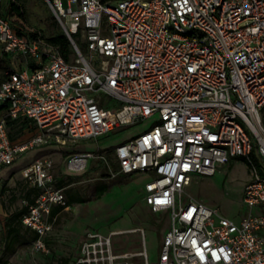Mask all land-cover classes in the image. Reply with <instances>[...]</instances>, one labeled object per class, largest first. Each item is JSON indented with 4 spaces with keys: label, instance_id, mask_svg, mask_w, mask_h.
<instances>
[{
    "label": "built area",
    "instance_id": "2783aa9c",
    "mask_svg": "<svg viewBox=\"0 0 264 264\" xmlns=\"http://www.w3.org/2000/svg\"><path fill=\"white\" fill-rule=\"evenodd\" d=\"M11 1L0 0V48L16 65L0 72V190L3 168L26 150L154 116L113 146L107 174L151 173L144 200L170 217L156 264H264V0H46L71 42L69 59L17 23ZM17 117L36 125L23 141L7 132ZM89 156L71 154L65 165L83 170ZM235 156L248 163L243 201L256 213L236 222L183 199L192 174H213ZM53 165L43 157L23 168L38 191L23 200L21 221L44 253L50 209L68 205ZM113 233L87 230L70 264H135V253L115 251Z\"/></svg>",
    "mask_w": 264,
    "mask_h": 264
},
{
    "label": "rangeland",
    "instance_id": "374dc122",
    "mask_svg": "<svg viewBox=\"0 0 264 264\" xmlns=\"http://www.w3.org/2000/svg\"><path fill=\"white\" fill-rule=\"evenodd\" d=\"M6 1V0H4ZM67 6V0H61ZM25 17L22 26L42 29L44 34L59 30L60 25L46 0H23ZM105 26V25H104ZM63 29V28H62ZM84 50V46L80 44ZM0 48V54H1ZM16 67L14 61L10 63ZM264 123V113L262 112ZM153 117L138 120L118 127L93 139H81L77 142L60 144H41L26 150L8 166L0 192L1 212L6 213L24 205L26 198L23 191L30 186L23 175V168L36 158L47 157L53 161V174L61 177L64 183L60 186L66 194L67 190L87 195L88 199L69 204L62 208L52 220L50 230L45 234L49 253L36 250L32 242L17 246L7 256L5 264H55L70 258L77 251L75 247L82 232L86 229L98 232L113 233L114 246L119 251H134V246L141 244V230L129 231V227H142L146 238V246L150 260H155L160 246L162 233L170 222L169 212H153L143 201L142 185L145 177L142 173H131L113 183L101 196L93 195L94 182L107 174V159L112 162L113 146L130 135L148 128ZM17 127L13 128L16 131ZM28 130L23 128L19 136H26ZM90 152L86 167L80 171H70L65 163L71 154ZM251 174L245 157L235 156L218 165L213 174H192L191 182L185 187L183 199L188 196L203 201L206 205L239 221L242 215L258 211L257 207L249 208L243 201L244 186ZM137 264H143L141 256L134 257ZM153 264V263H151Z\"/></svg>",
    "mask_w": 264,
    "mask_h": 264
},
{
    "label": "trees",
    "instance_id": "16d2710c",
    "mask_svg": "<svg viewBox=\"0 0 264 264\" xmlns=\"http://www.w3.org/2000/svg\"><path fill=\"white\" fill-rule=\"evenodd\" d=\"M10 13H15L18 18L25 17V7L23 0H13L10 3ZM41 35L50 43L56 45L65 59H69L71 52V42L64 30L59 26V30L52 31L49 34H44L42 29H39ZM79 32L72 33L75 37ZM6 108V103H0V110ZM17 127L16 131L13 128ZM23 128L28 130L26 136H19V133ZM36 131V125L33 120L27 117H17L7 119V132L10 140L12 141H23L29 138L32 133ZM126 175L119 174L114 177H109L108 174H104L102 178L94 182L93 195L99 197L107 190L113 183L123 179ZM64 183V179L61 177H55V186L60 187ZM38 188L34 186H28L23 191V196L31 202L34 195L37 193ZM66 202L71 204L74 202L85 201L88 199L87 195L81 194L80 192L72 191L71 189L66 192ZM63 208L62 205H56L51 207L50 216H54L58 211ZM27 205H21L18 208L6 213L3 217L0 215V264L7 262V256L14 252L17 246L24 245L32 242L37 237V232L25 226L21 217L27 212ZM73 258H71L72 261ZM70 261V263H71ZM67 259L61 260L59 264H66Z\"/></svg>",
    "mask_w": 264,
    "mask_h": 264
},
{
    "label": "crops",
    "instance_id": "0c3cea01",
    "mask_svg": "<svg viewBox=\"0 0 264 264\" xmlns=\"http://www.w3.org/2000/svg\"><path fill=\"white\" fill-rule=\"evenodd\" d=\"M1 52H2V51H1ZM10 58H11L10 55H5L3 52L0 54V72H1L5 67L10 66V63H11ZM4 109H5V108H4ZM4 109L0 110V113H2V112L4 111ZM7 172H8V169H6V168L4 167L3 170H2V184H1V189H2V187H3L4 177L6 176ZM138 173H142V174H143V176L145 177V181L148 180V179L151 177V173H150V172H136V174H138ZM145 181H144V182H145ZM142 189H143V193H142V195H143V196H142V197H143V201H144V203L150 208V206H149V205L145 202V200H144V193H145L144 183H143V185H142ZM0 192H1V190H0ZM96 198H98V197H96ZM68 205H69V204H68ZM68 205H67V206H68ZM53 206H56V205H52V207H53ZM65 207H66V206H65ZM63 208H64V207H63ZM150 210H151V208H150ZM1 211H2V210H1V203H0V212H1ZM59 212H60V211H58V212H57L54 216H52V217H51L50 214H49V219H50V220H53ZM153 212H155V211H153ZM4 214H6V212H5ZM168 227H169V225H168ZM168 227L165 229V231L168 229ZM127 229H128L129 231L141 230V232H142V233H141V242H140L141 244L138 243L137 245H135V246H134V251H126V250H125V251H119V250H117V249L115 248V246H114V242H113V240H112L113 247H114L115 251H117V252H133V253H135V255L133 256L132 259L134 260L135 264H137V260H136V258H134V257L141 256V255L139 254V252L142 251V250H145V252H146V254H147V261H148V264H151V263L156 264V261H157V259H158V255H159L160 246H159V249H158L157 256H156L155 260L151 261V260H150V256H149V251H148L147 246H146V238H145V234H144V230H143V228H142V227H136V228H134V227H129V228H127ZM87 230H88V229H86V230H84V231L82 232V234H81V236H80V239H79V241H78V243L76 244L75 247H78L81 238L83 237V235L85 234V232H86ZM165 231H164V232H165ZM164 232H163L162 235H161L160 244H161V240H162V236H163ZM104 233H107V232H104ZM113 234H114V233H113ZM44 240H45V242L47 243L45 237H44ZM76 253H77V251L74 253V255H73L71 258H73V257L76 255ZM141 257H142V256H141ZM71 258H70L68 264H70ZM55 264H59V262H57V263H55Z\"/></svg>",
    "mask_w": 264,
    "mask_h": 264
},
{
    "label": "water",
    "instance_id": "95a60500",
    "mask_svg": "<svg viewBox=\"0 0 264 264\" xmlns=\"http://www.w3.org/2000/svg\"><path fill=\"white\" fill-rule=\"evenodd\" d=\"M63 28V27H62ZM63 30H64V32H65V34L67 35V32H66V30L63 28ZM68 37V36H67Z\"/></svg>",
    "mask_w": 264,
    "mask_h": 264
}]
</instances>
